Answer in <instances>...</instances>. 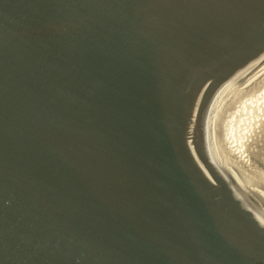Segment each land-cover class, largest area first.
I'll list each match as a JSON object with an SVG mask.
<instances>
[{
  "label": "water",
  "instance_id": "1",
  "mask_svg": "<svg viewBox=\"0 0 264 264\" xmlns=\"http://www.w3.org/2000/svg\"><path fill=\"white\" fill-rule=\"evenodd\" d=\"M0 264H264V0H0Z\"/></svg>",
  "mask_w": 264,
  "mask_h": 264
}]
</instances>
